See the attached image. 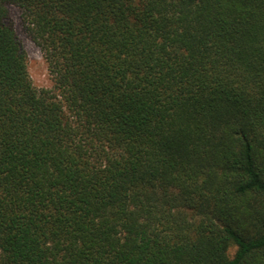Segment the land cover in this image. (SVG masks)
<instances>
[{
	"label": "trees",
	"instance_id": "trees-1",
	"mask_svg": "<svg viewBox=\"0 0 264 264\" xmlns=\"http://www.w3.org/2000/svg\"><path fill=\"white\" fill-rule=\"evenodd\" d=\"M0 264H264V0H0Z\"/></svg>",
	"mask_w": 264,
	"mask_h": 264
},
{
	"label": "rangeland",
	"instance_id": "rangeland-1",
	"mask_svg": "<svg viewBox=\"0 0 264 264\" xmlns=\"http://www.w3.org/2000/svg\"><path fill=\"white\" fill-rule=\"evenodd\" d=\"M9 13L17 37L26 53L28 73L33 85L37 88H50L52 82L42 52L23 31L19 20V10L14 6H10ZM233 250L231 248L229 253L232 254Z\"/></svg>",
	"mask_w": 264,
	"mask_h": 264
}]
</instances>
